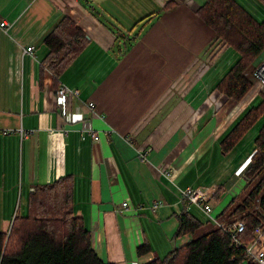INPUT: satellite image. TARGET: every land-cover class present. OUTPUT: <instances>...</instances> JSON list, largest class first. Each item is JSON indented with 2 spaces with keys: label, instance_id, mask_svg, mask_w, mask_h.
<instances>
[{
  "label": "crops",
  "instance_id": "1",
  "mask_svg": "<svg viewBox=\"0 0 264 264\" xmlns=\"http://www.w3.org/2000/svg\"><path fill=\"white\" fill-rule=\"evenodd\" d=\"M203 2L0 0L1 231L25 213L34 185L72 174L75 214L90 229L96 252L115 264H142L189 238L172 239L179 189L214 191L222 184L220 198L210 199L214 216L239 191L248 158L240 143L248 132L220 155L217 141L229 127L217 134L216 109L228 99L213 84L221 76L216 63L231 47L214 56L206 49L213 31L197 14ZM64 15L90 39L57 82L79 89L71 122L59 113L53 74L40 66L43 39ZM29 45L35 57L23 51ZM90 100L94 113L83 105ZM77 106L99 130L98 140L78 139ZM193 146L202 155L196 164L195 155L183 161ZM164 169L171 170L169 180ZM123 200L129 209L119 211ZM153 200L162 202L156 210L148 207ZM144 243L150 250L139 255Z\"/></svg>",
  "mask_w": 264,
  "mask_h": 264
},
{
  "label": "trees",
  "instance_id": "2",
  "mask_svg": "<svg viewBox=\"0 0 264 264\" xmlns=\"http://www.w3.org/2000/svg\"><path fill=\"white\" fill-rule=\"evenodd\" d=\"M259 1L264 5V0ZM171 6L167 3L164 9ZM89 7L93 8L90 4ZM197 14L213 31L206 46L213 56L225 47L235 49V58L215 79L213 87L228 100H239L252 86L248 69L255 66L253 61L264 48V18L259 22L237 0H204ZM89 42L88 35L68 15L45 36L47 50L40 66L53 74L56 90L63 72ZM263 114L264 93L256 104L238 115L217 141L220 155L225 156L236 147ZM258 127L253 138L255 145L242 172L244 183L214 216L215 221L209 219L211 223L201 214L198 217L182 198L181 208L175 213L177 225L172 239L186 234L189 238L142 264H259L245 250L255 237L256 227L264 232V123ZM223 191L224 186L218 184L211 197L219 199ZM236 217L243 221L244 229L233 237ZM235 239L241 244L236 245ZM149 250L147 243L137 247L139 255ZM0 264H115L96 252L90 229L75 214L72 174L32 187L25 213H17L7 231L0 230Z\"/></svg>",
  "mask_w": 264,
  "mask_h": 264
},
{
  "label": "built area",
  "instance_id": "3",
  "mask_svg": "<svg viewBox=\"0 0 264 264\" xmlns=\"http://www.w3.org/2000/svg\"><path fill=\"white\" fill-rule=\"evenodd\" d=\"M247 10V9H246ZM253 16V15H252ZM1 26L4 25V22L0 23ZM35 48V45H29L26 46L23 51L29 52L33 54V49ZM35 57V55L33 54ZM252 77L259 82L262 83L264 87V59L257 64L253 70H252ZM56 103L59 108V113L62 117V119L65 122H71L72 121V115H71V101L72 99L79 100V89L76 87H69L64 83H61L59 87L57 88L56 92ZM84 108L88 112H95V106L93 101H88L83 103ZM80 108L77 106L75 112L81 114V110L79 112ZM73 113V112H72ZM81 126L77 129L78 130V139L84 140L85 138L89 137L92 140H98L101 136L99 130H97L91 123V121L87 118H84L83 114H81ZM66 131V130H65ZM146 150H138V157L141 160H145L146 158ZM249 161V156L247 158V163ZM247 165V164H246ZM162 174L168 179L171 177V170L170 169H164ZM169 180V179H168ZM179 195L181 198H184L187 202L188 207H195L197 210H199L202 214V218H206L205 220H214L213 215V208L212 204L210 202L211 193L213 192L211 187L208 186H200V187H191L186 186L178 190ZM162 202L158 200H153L149 207L152 210H156ZM192 207V208H193ZM129 209V204L127 200H123L119 206V211H125ZM234 228L231 230V235L235 237L238 233H240L244 229V223L241 219H235L233 222ZM235 244H241L238 240L235 239ZM246 253L253 258L256 262L259 264H264V232H262V228L260 226L255 228V237L253 240L248 242L245 246Z\"/></svg>",
  "mask_w": 264,
  "mask_h": 264
},
{
  "label": "rangeland",
  "instance_id": "4",
  "mask_svg": "<svg viewBox=\"0 0 264 264\" xmlns=\"http://www.w3.org/2000/svg\"><path fill=\"white\" fill-rule=\"evenodd\" d=\"M247 3L250 4L247 6V11L250 14H252L253 16H255V18L257 20H263L264 5L262 3H260L259 0H249ZM216 48H218V46ZM234 58H235V49L233 47L228 48V50L223 54V56L220 58V60L217 61V63H216V70L221 71L219 74L222 75V73L225 71V69L229 65L230 61L233 60ZM263 59H264V48L259 53V55L254 59L252 65L255 64V66H256ZM254 67L251 66L248 69L249 76L252 79V86L247 91V93L242 98H240L239 100L229 99L228 101H226L225 105L220 106L218 109H216V111L219 113L216 117L218 119V122L216 121L217 126L221 125V127L217 131L218 135H220L219 133H220V131H221L220 129L222 127L226 126L224 128L226 130L231 125V123L238 117V115L240 113H242L247 107H249L253 104H256L259 101V99L262 97V94L264 93V87H263L261 82H259L256 79H253L252 70ZM261 123L262 124L264 123V114L257 120V122L254 124V126L251 128V130L248 131L245 138L240 143V146H242V150L243 149L245 150V151H243L244 152L243 154H246L247 157L250 154V152L253 148V145H255L253 138H254L257 130L259 129L258 126H260ZM217 129H218V127H217ZM196 149H197L196 146L195 147L193 146V149L186 156H184L183 161L185 159H189L190 157H193L195 155V158L193 157L194 160L190 159V161H192V163L194 162L193 164H196L197 160L200 159V157L202 156L201 154L197 153L198 150H196ZM242 166H243V161H241V166L238 168V172H240V170L242 169ZM226 195L227 194L223 195V198H225ZM230 198L231 197H226V199L224 200V204L225 203L227 204L228 201L230 200ZM193 211L197 216H199V214H201L199 211L196 210L195 207H193ZM201 217H203L202 214H201ZM235 219H240V218L236 217ZM209 222H211V221H209Z\"/></svg>",
  "mask_w": 264,
  "mask_h": 264
},
{
  "label": "bare ground",
  "instance_id": "5",
  "mask_svg": "<svg viewBox=\"0 0 264 264\" xmlns=\"http://www.w3.org/2000/svg\"><path fill=\"white\" fill-rule=\"evenodd\" d=\"M246 250V249H245Z\"/></svg>",
  "mask_w": 264,
  "mask_h": 264
}]
</instances>
